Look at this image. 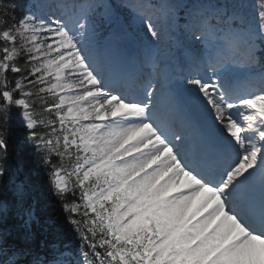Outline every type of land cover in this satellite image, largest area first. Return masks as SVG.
<instances>
[{
  "label": "snow or ice",
  "instance_id": "snow-or-ice-1",
  "mask_svg": "<svg viewBox=\"0 0 264 264\" xmlns=\"http://www.w3.org/2000/svg\"><path fill=\"white\" fill-rule=\"evenodd\" d=\"M0 264H264V0H0Z\"/></svg>",
  "mask_w": 264,
  "mask_h": 264
}]
</instances>
